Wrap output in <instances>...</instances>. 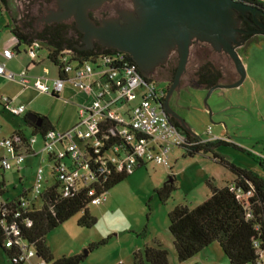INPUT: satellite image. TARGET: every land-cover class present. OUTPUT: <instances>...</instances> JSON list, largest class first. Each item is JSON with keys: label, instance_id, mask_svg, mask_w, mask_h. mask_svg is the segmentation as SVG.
<instances>
[{"label": "rangeland", "instance_id": "rangeland-1", "mask_svg": "<svg viewBox=\"0 0 264 264\" xmlns=\"http://www.w3.org/2000/svg\"><path fill=\"white\" fill-rule=\"evenodd\" d=\"M120 1L121 8L130 11L127 10L130 3L127 0ZM20 6V0H9L12 14L15 15ZM56 11L57 0H51L38 15L36 23L54 21L50 14ZM101 12L102 14L87 11L89 18L94 21L116 18L112 10ZM9 20L8 13L0 9V48L7 44L12 49L11 34L5 27ZM61 21L74 22V19L68 17ZM24 48L25 46L20 44L15 56L7 60L8 71L20 72L25 63L31 74L42 75V67L45 66L49 70L47 77L55 76L52 65L45 58L44 46L37 51L43 61L35 67L30 65L31 57L23 53ZM236 52L245 74L241 84L231 88L214 89L207 94L206 88L194 86L188 81L195 67L204 60L222 68L227 81L236 80L238 75L232 61L224 53L215 52L206 44L191 46L185 69L177 87L170 95L169 106L183 121L189 133L201 140H207L224 130L225 136L221 139L227 144L216 146V154L234 166L252 170L264 178V170L259 167L257 161L259 157H264V35L258 34L247 40ZM173 57L177 58V55L173 54ZM173 63L177 64L176 59ZM149 77L158 88L165 89L170 85L168 74L162 68H158L157 74ZM46 83L51 85L50 80ZM0 96L25 105L27 113L32 112L44 117L52 128L60 131L75 125L78 105L87 98L69 82H65L63 90L54 97L35 88H23L16 82L2 78ZM22 116H12L0 105V139L16 131H22L25 137L30 139L31 129L24 125ZM35 138L33 149L38 151L42 145L40 134L35 133ZM167 156L169 168L151 162L145 163L110 187L105 193L106 200L103 203H89L86 210L95 218L93 226H77L76 221L81 214L78 212L50 231L45 236V243L54 256L85 253L79 264H117L118 259L124 264H132L133 251L158 244L166 250L168 264H176L171 236L167 230L168 212L178 204L188 208L194 207L209 194L206 180L219 185L232 174L225 166L212 160L210 153L189 156L182 147L176 146L170 148ZM10 163L12 167L4 172V196L7 198L16 197L23 190L32 187L37 165L42 167L48 182H52L51 163L46 160L44 153L25 157L18 170L13 166V160H10ZM165 183L172 184L175 189L164 203H161L153 190ZM26 196L31 200L32 194L27 193ZM214 245L218 256L224 258L219 246ZM89 246L91 248L88 250ZM0 264H11L1 248Z\"/></svg>", "mask_w": 264, "mask_h": 264}, {"label": "trees", "instance_id": "trees-1", "mask_svg": "<svg viewBox=\"0 0 264 264\" xmlns=\"http://www.w3.org/2000/svg\"><path fill=\"white\" fill-rule=\"evenodd\" d=\"M238 1L256 4L264 10V4L258 0ZM50 2L51 0H20L21 6L14 15L10 11L9 0H0V9L6 11L10 19L5 27L16 43L28 47L37 42L40 47L44 46L45 58L52 66L59 65L56 58L61 52H70L69 59L79 63L93 55L116 51L96 43L91 48L80 49L82 33L76 29L73 21L37 24L38 15ZM175 59L177 61V58L171 57L163 66L168 74V81H171L176 67L173 63ZM34 64L33 61L30 62V65ZM223 79L222 71L211 61L204 60L196 66L189 82L194 86L208 89ZM50 95L57 97L55 94ZM24 116L25 114L22 121L31 129L32 134L42 135L47 129L52 128L44 117L41 124L36 127ZM169 120L182 133L183 143L180 147L187 155L210 153L212 160L225 166L233 175L230 182L220 187L206 181L209 194L194 207L188 208L186 205L178 204L168 212L167 230L171 236L176 260L182 262L208 245L216 243L229 264H256L264 254V178L252 170L236 167L217 155L214 148L220 144H227L225 140L221 138L201 140L190 134L178 120L171 116ZM257 161L259 167L264 170V157H259ZM144 164L139 163L135 168ZM129 174L120 172L103 177L94 172L95 181L91 187L95 193L107 192ZM0 180V248L7 260L11 264H21L17 259L18 245L13 242L15 236L11 233L15 228L18 232L16 237L32 246L36 256L44 264H79L82 260L81 254L53 258L46 246L45 236L78 212L81 214L76 221L77 226L81 228L93 226L95 218L86 210L90 201L88 189H79L72 195L63 197L58 190V183L54 180L38 194L33 204L25 206L20 199H24L28 190H23L16 197L7 198L4 196L6 192L4 179ZM230 185L232 189L229 188ZM174 189L172 184L165 183L153 191L158 200L164 203ZM7 239L12 240L9 247L4 245ZM90 248L89 246L87 249ZM131 260L132 264H168L167 252L158 244L133 251Z\"/></svg>", "mask_w": 264, "mask_h": 264}, {"label": "built area", "instance_id": "built-area-1", "mask_svg": "<svg viewBox=\"0 0 264 264\" xmlns=\"http://www.w3.org/2000/svg\"><path fill=\"white\" fill-rule=\"evenodd\" d=\"M258 1L264 4V0ZM38 49L40 45L37 42L25 48L34 63L42 61ZM16 52L13 48H3L0 56L7 60ZM126 54L116 50L76 63L69 59L70 52H61L56 58L59 65L52 66L53 78L47 77L49 70L42 67V77L32 83L36 90L58 95L64 83L69 82L87 99L78 105L77 121L73 127L65 131L50 128L40 135L42 145L38 151L33 149L36 138L32 133L30 139L20 131L0 139V179L12 167L10 160L18 169L25 157L44 153L51 163L52 182L47 185L43 169L37 165L34 184L27 192L32 194V198L27 199L25 195L20 199L23 205L33 204L38 194L54 180L63 197L86 188L89 203L99 205L106 200V192L95 193L91 187L95 181L94 172L103 177L120 172L131 173L139 163L148 162L170 167L167 153L170 148L183 143V135L159 106L158 101L165 90L144 76ZM0 76L16 80L22 86L30 83L26 69L14 74L5 68L3 61H0ZM48 80L51 85L46 83ZM0 103L12 116L25 112L23 104L6 96L0 97ZM212 139L215 138L207 140ZM11 233L15 236L13 242L18 245L17 259L21 264H44L32 246L16 237L18 232L15 228ZM11 242L7 239L4 245L9 247ZM256 264H264V254Z\"/></svg>", "mask_w": 264, "mask_h": 264}, {"label": "water", "instance_id": "water-1", "mask_svg": "<svg viewBox=\"0 0 264 264\" xmlns=\"http://www.w3.org/2000/svg\"><path fill=\"white\" fill-rule=\"evenodd\" d=\"M103 1L57 0V11L50 14L54 21L50 22L72 17L76 29L82 33L83 45L80 49L91 48L92 41L97 40L101 46L123 51L146 77V70L162 63L169 48L176 44L177 64L162 106V112L168 116L179 118L167 100L185 69L193 37L210 43L215 50L221 48L231 59L238 75L229 84L209 87L207 94L214 89L236 87L243 81V65L235 50L240 43L235 41L232 15L235 10L244 13L247 10L254 12L255 8L236 0H132L135 13L122 14L121 21L110 18L95 24L88 17L87 10ZM18 46L17 43L13 47L17 52ZM24 117L36 127L42 121V117L32 112ZM84 255L81 254L82 257Z\"/></svg>", "mask_w": 264, "mask_h": 264}, {"label": "flooded vegetation", "instance_id": "flooded-vegetation-1", "mask_svg": "<svg viewBox=\"0 0 264 264\" xmlns=\"http://www.w3.org/2000/svg\"><path fill=\"white\" fill-rule=\"evenodd\" d=\"M127 1L130 3V8H128L127 10H130V11H126V10H124L125 8H121L120 2H122V1H120V0H104L98 6H96L94 8H88V10H91L93 13L97 12L99 14L100 13L102 14L101 11L112 10V11H114V13L116 15V18L119 21H121L120 17H121L122 14L128 13V12L135 13V7L133 5L132 0H127ZM236 1H238V0H236ZM247 5L255 8L256 11L253 12V11L247 10V11H244V13H242L240 11L235 10L234 14L232 15V19L234 20L233 29L235 30V32H234L235 41L236 42L239 41V43H240L238 46L235 47L236 51H237L238 47H240L243 43H245L247 40L251 39L252 37H254V36L258 35V34L264 35V10L260 6H258L256 4L255 5L247 4ZM87 15H88V13H87ZM91 20L95 24H98L100 19L96 20V21H94L93 19H91ZM230 42L233 43L232 41H230ZM95 43L100 45V43L97 40H93L91 45H94ZM202 44L209 45L212 48V50H214L215 52L224 53L228 57V55L221 48H219L218 50H215L210 45V43H208L206 41L199 40L197 37H193L191 39L189 48L191 46H193V45H202ZM173 54L177 55L176 44L173 47L169 48V50L166 53L165 59H164V61L162 63L156 64L152 68L146 70L147 77L152 76L154 74H157V69L158 68H162L163 71L165 73H167L166 70H164L163 66H165V64L167 63L168 59L173 57ZM219 69L222 71L224 79H223L222 82L217 83V84H229V83L233 82V81H230V80L227 81L226 78H225L224 70L222 68H219ZM172 77H173V75H172ZM237 78H238V76H237ZM171 80H172V78H171ZM190 80H191V77L189 78L188 81H190ZM166 92H167V89L165 90V92H164L163 96L161 97V99L158 101L159 106H160L161 109H162V106L164 105V102H165V94H166ZM169 99H170V97H168V100H167L168 105H169Z\"/></svg>", "mask_w": 264, "mask_h": 264}, {"label": "crops", "instance_id": "crops-1", "mask_svg": "<svg viewBox=\"0 0 264 264\" xmlns=\"http://www.w3.org/2000/svg\"><path fill=\"white\" fill-rule=\"evenodd\" d=\"M6 12V11H5ZM8 29V28H7ZM10 45H12V48L17 44L16 42H15V40L13 39V37H12V35H11V39H10ZM3 48H9V46L7 45V44H5V45H3V46H1V48H0V50L1 49H3ZM26 48V47H25ZM25 48H24V51H25ZM14 49V48H13ZM23 51V53H25V54H27L26 52H24ZM11 59V58H10ZM10 59H7V60H10ZM7 60H4L1 56H0V61H3L4 62V65H5V68H6V62H7ZM42 63V62H41ZM41 63H35L34 65H31L32 67H35L36 65H38V64H41ZM24 66V69H26V71H27V75H28V77L29 78H34V80L36 79V78H38V77H42V75H37V74H34V73H30L29 72V70L27 69V67H26V65H25V63L23 64ZM7 69V68H6ZM24 69H22V70H24ZM8 70V69H7ZM11 72V71H10ZM12 73H14V72H12ZM19 72H17V73H14V74H18ZM0 78H2V79H4V80H6V81H11V82H16V83H18L16 80H9V79H7V78H5L4 76H0ZM34 80H30V83H29V85H27V86H22L23 88H25V87H30V88H34L33 86H32V83H33V81ZM19 84V83H18ZM63 90V87H62V89H61V91ZM60 91V92H61ZM60 92H59V94H60ZM1 97V96H0ZM10 99V98H9ZM87 99V98H86ZM13 102H14V100H13ZM16 103V102H15ZM0 105H1V103H0ZM2 106V105H1ZM25 106V105H24ZM3 108V107H2ZM4 109V108H3ZM27 113V110H26V108H25V112H24V114H26ZM23 114V115H24ZM172 118H174V119H176V120H178L180 123H181V125H183V127L186 129V126H185V124L183 123V121H181L179 118H175V117H172ZM187 130V129H186ZM20 132H22V131H20ZM189 132V131H188ZM225 135H224V130H221V131H219V132H217V134H216V136L215 135H213L211 138H223ZM28 157H34V156H28ZM16 170H18V169H16ZM2 178L4 179L5 178V173H3L2 174ZM233 179V175H231V177L230 176H227V179H223V182H221V184H219V185H216V184H213L212 182V184L213 185H215V186H217V187H220V186H222V185H224L225 183H227V182H230L231 180ZM206 181H208V182H210V180H206ZM4 182H5V179H4ZM46 183H47V185L48 184H50V182H48V180L46 179ZM214 244H216V243H212V244H210V245H208L207 247H205L204 249H202L200 252H198L197 254H195V255H193V256H191L190 258H188V259H186V260H184V261H182V262H178L177 261V263L176 264H229L228 263V261H227V259L225 258V256H224V258L223 257H221L220 255L218 256V251H217V249H216V247H214V246H216V245H214ZM46 246H47V248L49 249V251L51 252V254H52V256H53V258H57V257H60V256H54V254H53V252L50 250V248H49V246L46 244ZM175 253V252H174ZM62 256V255H61ZM117 263H121V264H124V262H122L120 259H118L117 260Z\"/></svg>", "mask_w": 264, "mask_h": 264}]
</instances>
